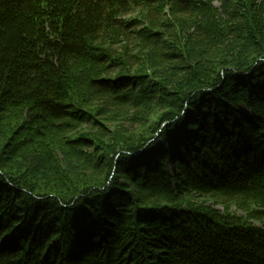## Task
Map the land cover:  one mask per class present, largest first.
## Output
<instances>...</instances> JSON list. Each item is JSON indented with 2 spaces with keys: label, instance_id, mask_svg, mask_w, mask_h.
<instances>
[{
  "label": "trees",
  "instance_id": "16d2710c",
  "mask_svg": "<svg viewBox=\"0 0 264 264\" xmlns=\"http://www.w3.org/2000/svg\"><path fill=\"white\" fill-rule=\"evenodd\" d=\"M213 1L0 0V264H264V0ZM95 100L164 112L69 141Z\"/></svg>",
  "mask_w": 264,
  "mask_h": 264
},
{
  "label": "rangeland",
  "instance_id": "374dc122",
  "mask_svg": "<svg viewBox=\"0 0 264 264\" xmlns=\"http://www.w3.org/2000/svg\"><path fill=\"white\" fill-rule=\"evenodd\" d=\"M213 6L219 10V12L221 13V8H222V2L220 0H214L213 1ZM141 14V8H137L135 10H133L132 12H130V14L128 15V19L130 18H137L139 17ZM186 27V26H185ZM185 33L189 30L185 29ZM192 31V30H191ZM191 33V32H190ZM131 43V44H130ZM186 44V42L184 43ZM125 45V43H123V45H119L116 44L114 49L116 50L117 53H122V51H124L123 46ZM183 46V45H182ZM135 48V43L133 40H131V42H127V49H129L131 52H133L134 54H136V50H134ZM148 61L143 62L144 65H146L147 67H142L141 62H136V61H141V60H135L132 66V72L136 71L137 73L140 72L142 73V71L147 72V73H151L153 70V67H156L155 63L151 62V57L148 56ZM150 61V62H149ZM135 65V66H134ZM177 67V66H176ZM175 68V64H172L170 70H174ZM163 71V70H162ZM176 71V70H174ZM173 71V72H174ZM131 72V74H132ZM135 72V73H136ZM119 70L113 71L109 74L106 75V78H112L115 79L116 77H118L119 75ZM134 73V74H135ZM89 106L94 110V113L97 116L98 119V124L95 126H91V125H81L78 127H74L73 131L69 132L66 136V138L69 139H78L80 137H84V136H90V138L98 136L99 133V129H104L105 133H107L109 135V138H101L100 140L104 143V144H110L113 145L114 148H116L115 150L117 151L118 147L122 148L124 147L122 139H124V137L122 139L120 138H114V136L117 133H121L126 135L127 137H130V139H133V141H137L139 138H141L145 133L141 134L142 129V125L145 123H149V129L152 128V125L156 122V120H158V118L160 116H162L163 114V110H152L150 117H147L146 119H144L140 125H134L132 119L134 117V115L136 113H138L136 108L131 107H124L121 109H115L113 107L107 106V107H103L104 104L101 103V101L99 102L98 100L93 101L92 103L89 104ZM153 116V117H152ZM148 130V129H147ZM147 134V133H146ZM101 137V136H99ZM158 137V136H157ZM70 141V140H69ZM119 143V144H118ZM122 143V144H121ZM62 146L57 144L55 149H57L56 152V157L58 158L59 161L63 160V149H61ZM19 161V164H23V166H28L29 167V163L30 161H33V164L35 163V165L30 166V170L32 171H37L38 170V175L36 176L37 178V183L39 184L40 187H42L44 189V191L46 190H50V183L49 180H47L49 174H50V170H46V171H41L42 169V165H41V161H37L35 160L34 156L31 154L29 157L28 156H24V159L22 161ZM35 166V167H34ZM168 168L171 169V166L168 165ZM103 169V172L100 174L101 179H106L107 178V182L109 181H113L114 179H116V174H114L113 172H110V174H108V177H106L107 175V170ZM23 172H25L26 170H22ZM31 172V171H30ZM29 172V173H30ZM53 176V175H52ZM50 188V189H49ZM187 203H191L192 205H197V206H205V207H214L219 211H224L226 207L229 208V210H231L232 212H236L238 214H241L242 212L239 211V207L236 204H223L221 202L220 199L216 200V198L214 197H203L200 195H196L194 197H191L190 199L187 200Z\"/></svg>",
  "mask_w": 264,
  "mask_h": 264
}]
</instances>
